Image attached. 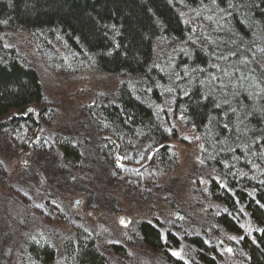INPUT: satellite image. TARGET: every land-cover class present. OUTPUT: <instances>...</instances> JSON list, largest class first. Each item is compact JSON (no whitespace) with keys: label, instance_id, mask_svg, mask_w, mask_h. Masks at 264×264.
Wrapping results in <instances>:
<instances>
[{"label":"trees","instance_id":"trees-1","mask_svg":"<svg viewBox=\"0 0 264 264\" xmlns=\"http://www.w3.org/2000/svg\"><path fill=\"white\" fill-rule=\"evenodd\" d=\"M6 29L53 40L74 66L121 78L112 99L100 96L81 113L96 141L94 154L128 185L151 183L153 166L168 162L175 130L161 104L200 136L201 163L213 174L207 184L210 222L180 213L181 228L160 231L140 220L135 240L143 248L162 264H264V0H0V31ZM155 51L162 58L172 53L170 65L157 64L162 58ZM44 102L36 71L0 37V119L26 115L10 116L0 131L15 136L23 126L27 138L37 128L27 108ZM54 143L63 166L83 164L71 138ZM115 154L130 156L127 169L117 168ZM56 241L25 239L19 264H110L95 235L80 224ZM2 244L0 238V249ZM223 245L231 250L223 252ZM106 250L128 264L123 246ZM3 259L1 251L0 264H9Z\"/></svg>","mask_w":264,"mask_h":264},{"label":"rangeland","instance_id":"rangeland-1","mask_svg":"<svg viewBox=\"0 0 264 264\" xmlns=\"http://www.w3.org/2000/svg\"><path fill=\"white\" fill-rule=\"evenodd\" d=\"M0 32L4 48L12 50L22 63L36 71L45 98L39 107L27 108L37 123L35 131L27 138L23 126L21 133L15 136L6 129L0 131L3 170L0 173V238L4 244L0 252L3 251L9 264L21 262V246L25 239L36 235V238L55 243L60 236L70 233L73 224H80L95 235L99 249L110 264L124 263H119L106 250L110 244L126 249L128 264H162L161 259L135 240L137 222H153L160 231L173 225L181 228L185 224L181 214L191 220L199 218L210 222L206 213L210 209L213 211V204L207 184L213 174L201 163L200 136L185 125L179 113L172 107L160 105L165 110L167 125L175 130V136L167 142L168 162L153 166L151 183L139 188L130 186L126 182L128 179L112 173L109 165L94 154L96 141L88 133L86 122H82L81 113L100 96L112 99L121 78L74 66L66 59L65 49L53 40H43L18 29ZM157 53L155 51L154 56ZM161 55L158 54L157 59L162 58ZM168 56L172 53L155 62L170 65L168 62L172 59ZM10 116L26 115L12 112ZM10 116L1 118L0 123ZM18 134L26 139L24 145L18 141ZM56 137L71 138L80 146L84 158L82 165L63 166L54 143ZM138 150L141 151L139 147ZM121 156L115 154L114 162L117 168L125 170L130 156ZM205 228L211 232V227ZM222 247L223 252L231 250L229 245ZM182 252V249L176 251V256ZM59 253L61 249L56 247V255Z\"/></svg>","mask_w":264,"mask_h":264},{"label":"snow or ice","instance_id":"snow-or-ice-1","mask_svg":"<svg viewBox=\"0 0 264 264\" xmlns=\"http://www.w3.org/2000/svg\"><path fill=\"white\" fill-rule=\"evenodd\" d=\"M173 255H178V253H173Z\"/></svg>","mask_w":264,"mask_h":264},{"label":"water","instance_id":"water-1","mask_svg":"<svg viewBox=\"0 0 264 264\" xmlns=\"http://www.w3.org/2000/svg\"><path fill=\"white\" fill-rule=\"evenodd\" d=\"M153 151H155V150H153ZM226 251L229 252V249H226Z\"/></svg>","mask_w":264,"mask_h":264}]
</instances>
